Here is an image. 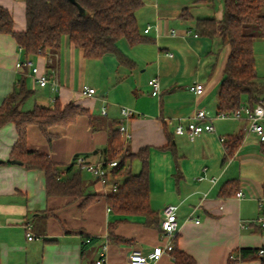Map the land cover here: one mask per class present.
<instances>
[{"label":"crops","instance_id":"0c3cea01","mask_svg":"<svg viewBox=\"0 0 264 264\" xmlns=\"http://www.w3.org/2000/svg\"><path fill=\"white\" fill-rule=\"evenodd\" d=\"M143 1L136 17L147 39L136 45L126 39L118 42L132 65L121 63L115 54L86 58L68 36L58 52L30 57L57 82L56 90L50 84L38 86L31 68L16 67L27 56L11 34L0 33V106L15 88L25 85L32 94L22 103L23 110L73 103L89 111L69 126L50 128L51 142L37 125L28 127L29 149L47 153L61 168L74 163L65 177L78 170L79 155L91 162L110 160L106 148L118 130L121 106L134 110L127 122L132 139L124 146L120 137L118 155L126 149L134 154L128 162L136 174L143 168L136 154L144 151L152 219L113 210L107 202L112 187L86 171H81L82 195H48L44 172L12 157L18 132L9 123L0 128L1 264H96L105 244L104 264H127L134 249L148 254L165 243L161 220L169 204L178 206L175 245L191 254L196 264H228L232 252L264 246V226L258 220L264 217V142L247 131V119L218 117V95L231 48L195 30L196 18H222L225 0ZM0 5L12 13L14 29L24 31L25 0H0ZM201 5L212 10L199 11ZM186 9L187 19L182 17ZM254 52L264 82V34L255 39ZM152 79L158 81L159 93L149 84ZM196 82L204 84L199 95L190 90ZM83 86L96 93L84 96ZM197 110L207 112L215 131L193 140L177 134L179 118L186 124ZM239 137L238 147L229 149L226 141ZM240 190L241 198L236 195ZM88 195L98 197L81 206ZM27 224L34 240H28ZM154 264H174V258L166 252Z\"/></svg>","mask_w":264,"mask_h":264},{"label":"trees","instance_id":"16d2710c","mask_svg":"<svg viewBox=\"0 0 264 264\" xmlns=\"http://www.w3.org/2000/svg\"><path fill=\"white\" fill-rule=\"evenodd\" d=\"M76 1L85 9L86 14L80 13L70 0H25L27 26L24 31L14 29L12 13L0 5V33L11 34L27 58L58 52L63 38L68 36L86 58L97 59L115 54L121 63L132 65L133 62L124 55L118 42L126 39L131 45H136L147 39L141 33L136 17V12L144 5V1ZM182 17H190L188 9L183 11ZM195 30L200 36L220 38L223 46L229 45L231 48L220 85L218 112L234 111L240 107L245 97L252 106L263 101L264 82L260 81L255 67L254 41L264 34V0H225L223 17L196 18ZM31 94L32 91L22 85L15 88L0 106V128L13 123L18 132L12 157L29 169L44 172L48 195H82V170L78 168L71 176L65 177V174L74 169V163L61 168L47 153L29 149L27 130L30 125H37L51 142L54 135L50 128L69 126L78 116L89 115V111L73 103L65 106L57 103L53 109L37 106L31 110H23L21 105ZM120 137L119 130H116L106 148L110 160L120 157L111 180L118 188L108 194V205L117 212L145 214L152 219L154 210L149 200L146 155L143 150L136 154L142 159L143 168L139 173H132L128 161L134 154L126 149L121 156L118 155ZM226 142L229 149L235 150L240 137ZM91 197L98 195L86 196L85 203L81 206ZM260 249H264V246L240 249L238 252L241 254V261L260 259L264 264V254L259 253ZM171 255L174 264H196L191 254L176 245ZM228 264L234 262L229 259Z\"/></svg>","mask_w":264,"mask_h":264},{"label":"built area","instance_id":"2783aa9c","mask_svg":"<svg viewBox=\"0 0 264 264\" xmlns=\"http://www.w3.org/2000/svg\"><path fill=\"white\" fill-rule=\"evenodd\" d=\"M151 26L149 25L145 32H149ZM17 68L28 67L31 68L34 74L35 83L40 87H46L51 85L52 90L57 89V82L52 80L50 76L41 72L34 61L30 58H27L24 61H19L16 64ZM149 84L153 86L154 91L159 93L160 86L156 79L149 81ZM190 90L196 94H201L204 90V84L196 82L190 86ZM81 93L84 96H93L96 93V89L83 86ZM103 113H107L106 107L102 109ZM134 116V110L131 108L121 106V120L118 125V130L120 136L124 141V146L132 139V133L128 128L127 122ZM220 118H245L248 121L247 131L255 132L260 137V140L264 142V101H260L254 106L244 103L240 107L236 108L232 112H222L218 114ZM215 131V126L211 122L208 114L205 110L195 111L187 120V123H183V118H179V122L175 128L177 134H186L191 140H193L197 135L203 132H213ZM221 140L224 142L225 138L221 137ZM126 149L123 147L122 150ZM120 162V157H117L113 160H104L100 162H91L84 155H79L75 159V164L77 167L82 170L90 173L94 178L99 180L104 185H110L112 191H117V184H112L111 180L114 175V168L118 166ZM237 197L241 198L244 196V193L240 190L237 192ZM177 205L169 204L163 209V217L161 220V236L165 243L162 246H157L154 250L148 254L144 253L140 249H134L129 255L127 264H154L158 261L164 253H171L175 246L176 234L179 229V222L177 216ZM261 222V225L264 226V217L258 219ZM31 225L27 224V237L28 240H34L35 236L31 231ZM90 242V239L87 240ZM107 249L108 246L105 244L100 252L99 259L96 261V264H104L107 259ZM260 254H264V249H260ZM234 264H241V254L240 252H232L229 255Z\"/></svg>","mask_w":264,"mask_h":264},{"label":"rangeland","instance_id":"374dc122","mask_svg":"<svg viewBox=\"0 0 264 264\" xmlns=\"http://www.w3.org/2000/svg\"><path fill=\"white\" fill-rule=\"evenodd\" d=\"M200 9H198L199 11H202V10H209V11H211L212 9H210V8H208L206 5H201L200 7H199ZM201 15H207V14H201ZM91 62V61H90ZM83 175L85 176V177H87V178H89L90 177V179H91V176H89V175H87V173H84L83 172ZM106 186H108V185H106ZM110 186V185H109Z\"/></svg>","mask_w":264,"mask_h":264},{"label":"water","instance_id":"95a60500","mask_svg":"<svg viewBox=\"0 0 264 264\" xmlns=\"http://www.w3.org/2000/svg\"><path fill=\"white\" fill-rule=\"evenodd\" d=\"M70 1L78 7L80 13L86 14L85 9L76 0H70ZM17 162H18V160H17Z\"/></svg>","mask_w":264,"mask_h":264}]
</instances>
